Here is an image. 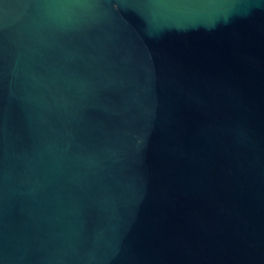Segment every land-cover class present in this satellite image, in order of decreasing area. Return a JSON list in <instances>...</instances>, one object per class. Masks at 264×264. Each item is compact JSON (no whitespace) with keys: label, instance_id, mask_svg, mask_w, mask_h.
Listing matches in <instances>:
<instances>
[{"label":"water","instance_id":"obj_1","mask_svg":"<svg viewBox=\"0 0 264 264\" xmlns=\"http://www.w3.org/2000/svg\"><path fill=\"white\" fill-rule=\"evenodd\" d=\"M0 264H264V0H0Z\"/></svg>","mask_w":264,"mask_h":264}]
</instances>
